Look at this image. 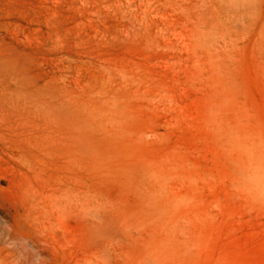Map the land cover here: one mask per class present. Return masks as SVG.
Listing matches in <instances>:
<instances>
[{
    "label": "rangeland",
    "instance_id": "obj_1",
    "mask_svg": "<svg viewBox=\"0 0 264 264\" xmlns=\"http://www.w3.org/2000/svg\"><path fill=\"white\" fill-rule=\"evenodd\" d=\"M251 176L264 0H0V264H264Z\"/></svg>",
    "mask_w": 264,
    "mask_h": 264
},
{
    "label": "bare ground",
    "instance_id": "obj_2",
    "mask_svg": "<svg viewBox=\"0 0 264 264\" xmlns=\"http://www.w3.org/2000/svg\"><path fill=\"white\" fill-rule=\"evenodd\" d=\"M231 16H233V15H231ZM22 86H23L22 82L17 81V82H15V84H12V86H11L12 91L4 93L3 95L8 99L19 97L21 95V92L23 89ZM29 102L31 105H33V107H36L40 111L46 109L48 106L47 104H45L43 101H40V100L37 101L35 99L34 100L30 99ZM57 107H58L57 110L60 113L59 115L63 119L64 122L71 123L72 120H74V123L77 126H83L87 122L86 114L76 112L65 102H62V101L59 102L57 104ZM255 165H257V164H255ZM250 181L256 186V188L258 189L260 194L262 192V195L264 196V176L262 177V179H261V176H256V177L251 176ZM63 195H64L63 193H60L59 198H63ZM26 199H27V203H28L29 208L26 211V214L23 215V218H32V219H35L34 221H39L43 217V214H44L43 207H42V204H44L43 195L41 193H37V192L32 191V192H28Z\"/></svg>",
    "mask_w": 264,
    "mask_h": 264
}]
</instances>
